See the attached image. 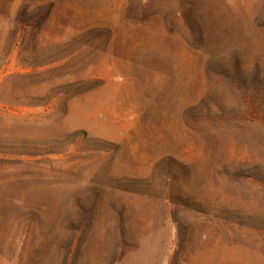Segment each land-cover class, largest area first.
I'll list each match as a JSON object with an SVG mask.
<instances>
[{
    "label": "rangeland",
    "instance_id": "374dc122",
    "mask_svg": "<svg viewBox=\"0 0 264 264\" xmlns=\"http://www.w3.org/2000/svg\"><path fill=\"white\" fill-rule=\"evenodd\" d=\"M0 264H264V0H0Z\"/></svg>",
    "mask_w": 264,
    "mask_h": 264
}]
</instances>
